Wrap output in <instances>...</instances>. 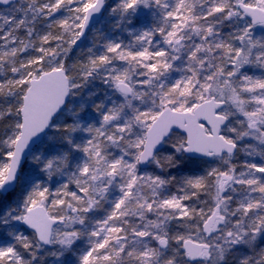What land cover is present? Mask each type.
<instances>
[{
    "label": "snow or ice",
    "instance_id": "snow-or-ice-1",
    "mask_svg": "<svg viewBox=\"0 0 264 264\" xmlns=\"http://www.w3.org/2000/svg\"><path fill=\"white\" fill-rule=\"evenodd\" d=\"M0 264H264V0H0Z\"/></svg>",
    "mask_w": 264,
    "mask_h": 264
}]
</instances>
